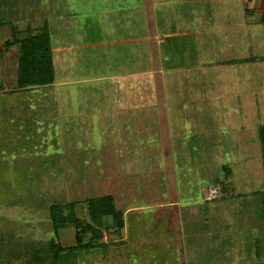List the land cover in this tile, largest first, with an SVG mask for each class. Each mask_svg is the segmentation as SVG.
I'll return each instance as SVG.
<instances>
[{"label": "rangeland", "instance_id": "obj_1", "mask_svg": "<svg viewBox=\"0 0 264 264\" xmlns=\"http://www.w3.org/2000/svg\"><path fill=\"white\" fill-rule=\"evenodd\" d=\"M237 1L0 0V264H52L75 229L49 207L103 196L125 230L68 264H264V26ZM8 22L46 26L52 84L18 89Z\"/></svg>", "mask_w": 264, "mask_h": 264}, {"label": "trees", "instance_id": "obj_2", "mask_svg": "<svg viewBox=\"0 0 264 264\" xmlns=\"http://www.w3.org/2000/svg\"><path fill=\"white\" fill-rule=\"evenodd\" d=\"M260 11V22L264 26V0H261ZM3 24L0 23V27ZM11 31V40L6 43L5 48L8 50L12 47H18L19 50L16 74L18 89L45 87L52 84L54 80L52 48L46 26H43L37 34H32L29 28L22 32L14 25H11ZM259 142L264 175V126L259 130ZM257 196L261 203V214L264 222V189L259 191ZM85 203L88 215L86 221L74 214L75 203L49 207L55 232L66 226H73L75 229V245L65 248L58 244L54 245L52 248V264H68L70 261L73 262L75 256L79 257L81 253H91L96 248L105 250L107 244L102 242L104 233L112 229V234L119 236L124 228V213L122 210L117 209L112 196L91 198ZM108 218L111 220V226L104 225L105 219ZM88 235L89 237L86 240ZM72 262L71 264H74Z\"/></svg>", "mask_w": 264, "mask_h": 264}, {"label": "crops", "instance_id": "obj_3", "mask_svg": "<svg viewBox=\"0 0 264 264\" xmlns=\"http://www.w3.org/2000/svg\"><path fill=\"white\" fill-rule=\"evenodd\" d=\"M181 1H185V2H187L188 3V11H192V10H194V13H198V15H200V16H202V15H204V14H202V11L204 10V11H207V8H208V5H205V6H202L203 4H206V3H209V2H211V1H217V0H181ZM237 1V0H236ZM239 1L240 2H242V0H238L237 1V7L236 8H238V9H241L240 8V4H239ZM166 2H164V1H162V3H161V6H166ZM184 6H186V4H183ZM243 5L245 6V10H247L248 11V13L249 14H246L245 16H246V22H247V24H255L257 21H258V19H259V17H260V15H261V11H260V5H261V0H243ZM220 6H223L224 7V4H222V5H220ZM201 7H203V8H201ZM205 8V9H204ZM186 10V9H185ZM184 9H182L181 10V12H174L173 10H171L172 12L171 13H165L164 11L162 12V14H160V15H158L156 18H155V20L157 21V18L160 20V22H162V24H161V26L162 27H164V29H166L167 30V28L170 26V27H177V26H175V25H173V21L175 20H177V19H182V17H180V15H182L181 13H184L183 11H185ZM244 11V10H243ZM206 13V12H205ZM186 15V14H185ZM183 17H185V16H183ZM4 22H7V21H4ZM9 23V25H14V26H17L18 27V25L17 24H11V22H8ZM6 25H8V24H3L2 25V27H0V29H2L4 26H6ZM167 27V28H166ZM166 32H168V30L166 31ZM169 36H172L171 34H168ZM158 42H160V40H158ZM15 48H17L18 49V47H14L13 49H15ZM12 49V48H11ZM15 50V52H16V57L18 58L17 60H19V50ZM219 63H222V67H223V65L224 66H226V65H228V66H232V65H235L234 63H235V61L234 60H232L231 61V59H229V60H225V61H222V62H219ZM237 63V62H236ZM238 63H243V62H238ZM244 63H246L247 64V62L246 61H244ZM17 67H16V74H17V69H18V62H17V65H16ZM220 70H222L221 68H220ZM225 70V69H224ZM223 70V72H225V71H227V70H225L224 71ZM249 82V81H248ZM209 102H211V101H209ZM215 102V101H214ZM214 108L215 107H217V104L216 103H214L213 105H212ZM175 113V112H174ZM209 116L210 117H212V114H211V112L209 111ZM211 121H212V123H214V122H216L214 119L212 120L211 119ZM232 121L233 120H231V123H232ZM172 202L173 203H175V204H179V200H178V198H177V196H176V194H175V196L173 197V199H172ZM170 208H172V207H174V205L173 204H170V206H169ZM129 211H131L130 210V208L124 213V216H125V214H127ZM130 213V212H129ZM107 219H105V221H106ZM124 230H125V222H124V228H123ZM122 229V230H123ZM127 231V235H128V233H129V231L128 230H126ZM129 236V235H128ZM164 238V237H163ZM106 239V237L104 236V240ZM125 239V238H124ZM128 239V238H127ZM162 239L160 238V240H158V241H156L155 240V242H154V248L156 249H158V245H159V242L161 241ZM139 241V240H138ZM104 243H109V242H105L104 241ZM137 244H139V243H137ZM159 247H161L162 249L164 248L163 246H159ZM168 251H169V249H168V247L166 248ZM130 258V256H127L125 259H123V261H126L127 259H129ZM155 258L156 259H158L157 257H151V260H152V262L155 260ZM139 262H137V264H141V261L140 260H138ZM152 264H155V262H153Z\"/></svg>", "mask_w": 264, "mask_h": 264}, {"label": "built area", "instance_id": "obj_4", "mask_svg": "<svg viewBox=\"0 0 264 264\" xmlns=\"http://www.w3.org/2000/svg\"><path fill=\"white\" fill-rule=\"evenodd\" d=\"M219 193V187H211L208 190V199H213L216 198L218 196Z\"/></svg>", "mask_w": 264, "mask_h": 264}]
</instances>
